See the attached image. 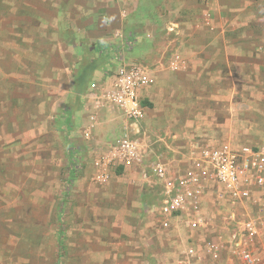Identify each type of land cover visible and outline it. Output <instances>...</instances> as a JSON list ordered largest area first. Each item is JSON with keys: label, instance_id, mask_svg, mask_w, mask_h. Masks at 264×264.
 Returning a JSON list of instances; mask_svg holds the SVG:
<instances>
[{"label": "rangeland", "instance_id": "obj_1", "mask_svg": "<svg viewBox=\"0 0 264 264\" xmlns=\"http://www.w3.org/2000/svg\"><path fill=\"white\" fill-rule=\"evenodd\" d=\"M53 1L0 0V264H133L130 230L145 221L149 245L135 254L136 264L162 258L177 264L190 243L220 234L230 210L216 204L205 181L202 210L213 227L191 229L187 216L163 228V187L151 165L162 160L183 175L202 147L264 143V76L229 101L222 83L205 85L195 77L181 84L173 69L164 71L142 96L149 112L136 136L147 149L145 160L111 167L99 181L96 159L110 150L122 117L115 106L116 118L108 119L87 93H67L61 55L77 56L117 31L125 47L142 9L157 13L160 7L158 0H136V10L130 0ZM53 55L52 62L45 59ZM114 59L116 66L130 61L122 51ZM90 116L97 122L86 138Z\"/></svg>", "mask_w": 264, "mask_h": 264}, {"label": "crops", "instance_id": "obj_2", "mask_svg": "<svg viewBox=\"0 0 264 264\" xmlns=\"http://www.w3.org/2000/svg\"><path fill=\"white\" fill-rule=\"evenodd\" d=\"M70 1L73 0L60 2L66 4ZM130 2L135 3L136 10L138 1ZM157 5L160 7L157 13L142 9L140 19H135V24L131 25L129 33L132 37L125 47L119 46L123 42L122 33L117 31L114 35L103 38L104 42L84 48L77 56H73L71 52L68 57L61 55L65 72L63 75L67 76V83L71 85L67 93H87L88 99H92L91 83L95 81L101 85L110 81L113 74L110 67L115 65L113 72H116L121 65L116 66L114 59L118 51L124 52L125 57L129 58L130 61L124 63L134 62L145 66L154 82L158 77L162 78L164 71L173 69L174 77L181 84H187L195 77L203 78L205 85L222 83L226 85L223 89L226 95L223 98L229 101L241 99L239 94H243L246 86L251 82L257 85L263 80L264 18L259 12L262 5L260 0H163L162 4L158 0ZM64 33L77 34L71 30H65ZM113 42L117 47L112 49L110 44ZM168 55L170 58L166 60ZM54 58L53 55L52 58L45 59L52 62ZM90 78L95 80L90 83ZM51 81L56 83V79ZM146 88L140 91L141 100ZM256 94L262 97L261 90L255 96ZM143 105L147 118L149 108L146 104ZM102 107L106 108L102 112L108 119L116 118L117 113L111 112L112 109L116 110L114 105ZM229 109L234 111L236 107L231 104ZM118 110L122 120L117 127L116 139L126 123L122 111ZM102 123L104 122L101 121ZM98 173L97 169L94 178ZM120 192L118 190L117 194ZM122 209L125 210V207ZM132 210L135 211L134 208ZM148 224L146 221L139 222L130 230L132 237L128 248L133 264L138 260L135 254L148 248L149 238L144 237Z\"/></svg>", "mask_w": 264, "mask_h": 264}, {"label": "built area", "instance_id": "obj_3", "mask_svg": "<svg viewBox=\"0 0 264 264\" xmlns=\"http://www.w3.org/2000/svg\"><path fill=\"white\" fill-rule=\"evenodd\" d=\"M153 82L145 66L131 62L121 64L110 81L91 83L96 106L112 104L126 119L121 135L95 162L97 180H106L112 165L132 167L145 160L147 149L136 136L140 131L136 128L146 115L140 91ZM89 121L84 128L86 138L97 122L94 116ZM193 158L192 167L183 175L173 174L162 160L151 165L163 187V228L170 229L187 216L191 229L213 227L202 210L205 187L209 185L205 181L210 183L216 204L228 207L230 213L219 235L190 243L178 256L177 264H264V143L240 145L226 141L202 147ZM168 263L167 258L158 261Z\"/></svg>", "mask_w": 264, "mask_h": 264}, {"label": "trees", "instance_id": "obj_4", "mask_svg": "<svg viewBox=\"0 0 264 264\" xmlns=\"http://www.w3.org/2000/svg\"><path fill=\"white\" fill-rule=\"evenodd\" d=\"M142 103H143V104H147V103H148V101H146V100H145V101H142Z\"/></svg>", "mask_w": 264, "mask_h": 264}]
</instances>
